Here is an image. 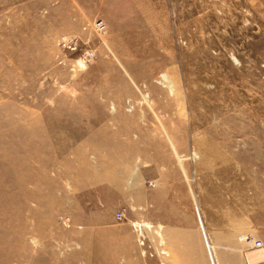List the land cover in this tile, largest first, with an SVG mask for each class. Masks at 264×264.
<instances>
[{"label": "rangeland", "instance_id": "1", "mask_svg": "<svg viewBox=\"0 0 264 264\" xmlns=\"http://www.w3.org/2000/svg\"><path fill=\"white\" fill-rule=\"evenodd\" d=\"M259 250L264 0H0V264Z\"/></svg>", "mask_w": 264, "mask_h": 264}, {"label": "crops", "instance_id": "2", "mask_svg": "<svg viewBox=\"0 0 264 264\" xmlns=\"http://www.w3.org/2000/svg\"><path fill=\"white\" fill-rule=\"evenodd\" d=\"M252 260H255V263L259 261V264H264V250H259L258 254L254 253L252 256Z\"/></svg>", "mask_w": 264, "mask_h": 264}, {"label": "bare ground", "instance_id": "3", "mask_svg": "<svg viewBox=\"0 0 264 264\" xmlns=\"http://www.w3.org/2000/svg\"><path fill=\"white\" fill-rule=\"evenodd\" d=\"M201 143H202V142H201ZM262 200H263V198H262ZM222 201H223V200H222ZM216 203H219V201L216 202ZM220 203H221V201H220ZM218 205H220V204H218ZM216 206H217V205H216ZM221 206H222V205H220V208H221ZM223 206H224V205H223ZM223 206H222V207H223ZM220 210H222V209H220ZM225 212H226V211H225ZM225 212H224V213H225ZM227 214L229 215V213H227ZM223 215H224V214H223ZM225 215H226V213H225ZM231 218H232V217H231ZM227 219H228V218H227ZM233 219H234V218H233ZM229 221H230V220H229ZM231 221H233V220L231 219ZM235 221H236V220H235ZM233 222H234V221H233ZM229 223H230V222H229ZM230 224H231V223H230ZM233 224H234V223H233ZM231 225H232V224H231ZM222 226H223V225H222ZM229 226H230V225H229ZM226 227H228V225H227ZM222 228H223V227H222Z\"/></svg>", "mask_w": 264, "mask_h": 264}, {"label": "built area", "instance_id": "4", "mask_svg": "<svg viewBox=\"0 0 264 264\" xmlns=\"http://www.w3.org/2000/svg\"><path fill=\"white\" fill-rule=\"evenodd\" d=\"M155 183H153V185H154ZM118 214V217H123L122 215H123V213L122 212H118L117 213Z\"/></svg>", "mask_w": 264, "mask_h": 264}]
</instances>
